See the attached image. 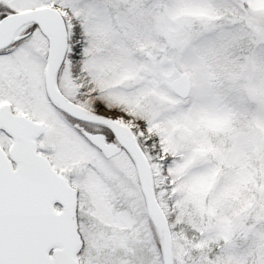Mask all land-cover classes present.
<instances>
[{"label": "snow or ice", "instance_id": "1", "mask_svg": "<svg viewBox=\"0 0 264 264\" xmlns=\"http://www.w3.org/2000/svg\"><path fill=\"white\" fill-rule=\"evenodd\" d=\"M0 264H264V0H0Z\"/></svg>", "mask_w": 264, "mask_h": 264}]
</instances>
